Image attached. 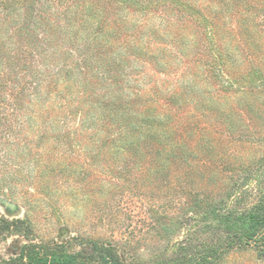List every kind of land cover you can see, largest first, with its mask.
<instances>
[{
    "label": "trees",
    "instance_id": "trees-1",
    "mask_svg": "<svg viewBox=\"0 0 264 264\" xmlns=\"http://www.w3.org/2000/svg\"><path fill=\"white\" fill-rule=\"evenodd\" d=\"M70 1L0 0V158H6V162L0 159V167L12 161V148L15 145L17 149L22 147L27 124L37 119L29 112L31 104L26 101L27 86L46 75L54 81L63 75L68 83L64 93H73L72 80L79 75L73 70L62 71V74L61 71L50 73L48 59L60 57L61 49L66 48L64 44L70 43V47L66 48L68 55L77 56L78 52L83 59L81 63L88 66L86 58L92 42L86 40L80 44L77 36L96 24V29L92 30L96 33L94 37L97 35V38L107 42L114 33L124 41V54L112 65H107L102 55L96 58L100 60L97 62L99 66H107L106 75L129 65L127 57L135 55L139 61L154 68V74H160V79L167 77L161 87H155L158 95H162L169 78H176L180 88L166 97L149 99L142 104L145 88L139 87L140 73L135 77L130 73H120L113 78L98 74L97 77L84 79L81 83V93L85 94L82 114L89 123L96 121L90 127L87 123L84 129L91 128L90 131L95 134H107L101 142L103 147L123 148L132 155L140 150L144 163L149 166L145 168L153 169L157 175L165 171L172 173L176 167L184 168L173 176L177 182L183 179L190 187L201 184L204 206L201 213L189 214L181 238L170 241L161 255L150 260H129L114 243L83 237L79 239V248L74 250H68L66 243L30 242L21 248L19 255L10 257L5 264H220L232 250H262L264 181L261 176H264V168L261 167L264 165L257 170H245L237 178L228 176L225 184H218L217 180L222 174L221 164L229 160L228 156H223L221 140L232 137L235 130L232 120L237 110L246 105H256L251 102V95L257 88L239 84L250 77L246 74L252 67L264 65V0H183L184 11L204 21L200 25L208 30L205 43L198 39L199 25L168 22L162 18V12L155 14L145 10V3L149 8L151 4L158 7L165 5L166 0H91L93 6H97V9L90 7L93 10L91 14L81 16L77 13L75 18L63 15L62 27L68 29V33L62 37L59 35L61 16L57 13L64 3L72 6ZM81 1L87 0H77ZM114 2L118 6L113 5ZM101 7L105 11L103 14L100 13ZM130 7H133L132 14H146L152 18L144 26H129L117 14ZM50 9L53 12H49ZM112 9H116L117 20L110 23L108 17ZM158 19L166 23L155 27ZM130 29L135 34H131ZM143 30L144 35L147 32L150 37L147 41L140 38ZM77 66L80 72L83 71L84 67ZM158 74H155L156 78ZM149 81H152L151 77ZM215 85L229 93H219ZM98 89L117 91L104 95V99L97 96L99 100H94ZM64 93L61 98L65 100L67 94ZM259 99L258 105H264V97ZM67 100L68 107L72 100ZM91 102L95 104L91 105ZM157 103V108L151 111V106ZM188 107L193 111L189 113L187 110L185 120H182L181 113ZM135 108H138L137 114H133ZM93 109L97 112L93 113ZM70 112L72 114L73 110ZM46 117L42 119L44 123L48 122ZM117 117L123 122L116 125V137H111L110 133L114 131L111 120ZM64 130L66 132L61 136L67 147H82L81 130L71 127ZM136 134L138 139L133 138ZM230 143L232 141L229 146ZM169 178L171 176L166 182L173 185ZM175 191L180 194L189 190L180 185ZM25 223L26 219L0 218V235L21 234L23 227L26 228ZM27 229L30 230L29 224ZM22 235L29 238L27 232Z\"/></svg>",
    "mask_w": 264,
    "mask_h": 264
},
{
    "label": "rangeland",
    "instance_id": "rangeland-1",
    "mask_svg": "<svg viewBox=\"0 0 264 264\" xmlns=\"http://www.w3.org/2000/svg\"><path fill=\"white\" fill-rule=\"evenodd\" d=\"M71 1L72 6L69 2V4L64 3L60 6L58 12L60 15L57 13V16H61L59 35L62 37L68 33V29L62 27L64 14L66 18H75L77 13L81 16L86 13L91 14L93 10L90 7L97 9L91 0ZM145 4L147 5L145 10L155 14L162 12V18L168 22L199 25L200 33L197 36L205 43L204 38L208 30L200 25L204 21L191 17L184 11L186 7L183 0H166L165 5L156 7L151 4L150 8L147 3ZM113 5L118 6V3L114 2ZM51 11L52 9L49 12ZM132 11L133 7H130L127 11L121 10L117 15L122 16L129 26L132 24L144 26L150 17L152 18L151 15L132 14ZM115 12L116 9L109 12L110 23L114 19L117 20ZM100 13H105L103 7ZM166 21L161 22V19H158L155 27L165 24ZM95 25L89 26V29L77 36L80 44H84L86 40L92 42L86 58L88 66L81 63L83 59L78 52H76L77 56L68 55L66 48L70 47V43L64 44L66 48L61 49L60 57L48 59L47 68L50 73L61 71L62 74V71L73 70L79 75L74 81L72 80L73 93H64L68 83L63 75L57 81L51 80L50 75L44 76L38 82L34 80L32 82L27 78L31 81V86H27L29 90L26 101L31 104L29 112L37 119L27 124L24 130L26 138L21 143L22 147L17 149L15 145V148H12V161L0 167V218L26 219V228L23 227L21 234L0 235V264H5L10 257L19 255L21 248L30 242L51 245L66 243L68 250H74L79 248V239L83 237L112 242L129 260H150L161 255L170 241L180 239L187 226L189 214L201 213L204 206L205 198L201 184L196 183L190 187L183 179L177 182L173 176L179 169L183 171L184 168L176 167L172 173L165 171L157 175L153 169L145 168L149 166L144 163L145 158L140 150L132 155L123 148L103 147L101 142L107 134H95L90 131L91 128L84 129V126L89 124L90 127L96 121L89 123L82 114L85 97V94L81 93L82 80L97 77L98 74L106 75L107 66H99L97 63L100 61L96 59L99 55H102L101 58L105 59L107 65H112L114 60L124 54L122 38L119 39L114 33L107 42L103 38H97V35L94 37L93 34L96 33L92 30L96 29ZM85 26L87 27V24ZM129 31L135 34L132 29ZM140 38L147 41L150 37L147 32L144 35L143 30ZM206 40L208 43V37ZM98 41L100 43L95 45ZM127 59L129 65L107 73L106 77L113 78L120 73L124 75L130 73L132 77L138 73L142 74L141 82L139 81V87L145 88L142 93V104L149 99L166 97L176 88H180L175 81L176 78H169V82L166 81L165 88L161 92L162 95H158L155 87H161L162 81L167 77L160 79V74L155 73L158 74L159 79L156 78L155 69H152L148 63L139 61L135 55H129ZM78 64L84 67L83 71H79ZM91 72L94 74L91 75ZM147 75L152 81H149ZM246 75L250 77L245 78L239 85L257 88L251 95V102L256 105L251 107L246 105L237 110L232 120L235 129L232 137L228 138L226 134L227 138L221 140L223 156H228L229 160H224L221 164L222 174L217 180L218 184L227 183L228 176L237 178L245 170H257L260 165H264V105H258L261 101L259 98L264 97V93H259L264 92V65L252 67ZM135 84L138 88L137 81ZM258 86L262 88L258 89ZM215 87L219 93H226L221 86L215 85ZM116 91L98 89L93 99H104V95L109 96ZM182 92L183 88L180 90L181 94ZM62 93L67 94L65 100H72L68 107L64 98H61ZM94 104L95 102H91V105ZM157 106L158 103L151 106V111ZM69 110H73V113L71 114ZM187 110L189 113L193 111L191 107L183 110L182 120H185ZM61 112L62 116H60ZM92 112L95 113L97 110L93 109ZM137 113L138 108H135L133 114ZM46 115L48 122L44 123L42 119ZM111 122V129L114 131H111L110 136L116 137L115 134H118L115 130L116 125L123 121L117 117ZM69 127L82 131L80 133L82 147L66 146L61 133H65L64 128ZM133 138L138 139V135H134ZM13 141L14 139L11 144ZM230 141L232 143L229 146ZM133 158L134 160H131ZM0 159L6 162V158ZM127 161L129 163L126 165ZM169 176L173 185L166 182ZM261 178L264 181V176ZM180 185L184 188L186 186L189 191L176 193L175 190H178ZM28 224L30 230L27 229ZM25 232L29 234V238L22 235ZM220 264H264V248L232 250L226 254Z\"/></svg>",
    "mask_w": 264,
    "mask_h": 264
}]
</instances>
